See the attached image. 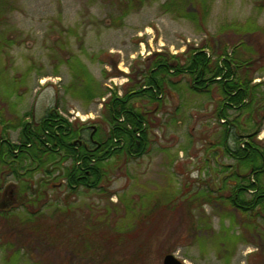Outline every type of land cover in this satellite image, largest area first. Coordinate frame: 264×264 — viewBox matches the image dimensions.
<instances>
[{
	"label": "rangeland",
	"instance_id": "rangeland-1",
	"mask_svg": "<svg viewBox=\"0 0 264 264\" xmlns=\"http://www.w3.org/2000/svg\"><path fill=\"white\" fill-rule=\"evenodd\" d=\"M4 2L0 32L10 41L0 57L8 81L4 85L0 78V107L6 118L36 122L57 107L70 122L93 125L103 136L110 128L104 100L116 88L122 94L124 85L141 86L154 53L177 55L189 44L211 42L232 52L246 40L239 28L255 25L251 45L258 52L248 57L242 49V55L252 59L253 84H261L251 103L227 107L222 119L218 85L198 92L189 75H167L158 98L132 99L150 124L145 153L108 160L99 187L73 192L59 163L49 176L33 169L29 159L19 166V176L2 173L0 264H53L63 257L68 264H163L168 253L188 264H264V210L242 214L227 201L234 180L247 183L243 170L238 179L230 175L237 161L227 145L235 148L236 133L260 127L257 139L264 149V0ZM77 60L91 77L93 99L74 85L71 65ZM8 132L19 140L20 129ZM27 186L45 190L43 197L32 195L31 187L21 193ZM17 190L25 203L19 204ZM23 206H48L47 239L55 246L26 238L18 225L26 216ZM152 208L154 215L148 213Z\"/></svg>",
	"mask_w": 264,
	"mask_h": 264
},
{
	"label": "trees",
	"instance_id": "trees-1",
	"mask_svg": "<svg viewBox=\"0 0 264 264\" xmlns=\"http://www.w3.org/2000/svg\"><path fill=\"white\" fill-rule=\"evenodd\" d=\"M191 1L195 2V0ZM7 5L8 3L5 2L0 3V10ZM4 21L5 18L0 11V27ZM239 29L245 34L246 40L234 46L232 52L228 51L226 45L218 46L211 42L198 46L189 44L182 54L157 52L150 56L147 68L143 72L145 83L142 81L141 86L124 85L122 94L116 88L105 99L106 120L110 128L103 133V136L93 125L87 126L85 122L79 120L70 122L57 107L50 108L36 122H24L16 117L6 118L3 108L0 107V189L3 186L2 173L9 170V173L19 176L21 173L18 168L27 159L35 165L33 169L42 170L48 176L52 173L51 166L59 163L62 169L60 176L67 180V185L73 192L81 186L91 189L99 187L105 177L104 164L108 160L121 153L134 156L145 153L150 124L146 114L133 105L132 99L142 95L158 98V95L164 91L167 75L171 73L172 75H189L191 89L194 91L209 93L213 85H218L223 97L222 108H220L222 119L226 118L227 107L243 108L246 103H251L254 89L261 83L253 84L255 77L251 70L252 59L243 56L242 49L248 52V57L258 52L251 45L257 27L255 25ZM9 38L10 36L7 38L0 32V57L3 47L8 40L10 41ZM71 66L74 70V85L81 94L93 99L94 88L91 86V77L86 67L78 60ZM0 78L5 79L4 85L8 84L7 75L3 69H0ZM249 118L254 121V115L251 114ZM9 129H20L17 142L9 137ZM89 129L91 131L86 138ZM260 129L257 127L246 135L236 133V147L231 148L227 145V151L237 161L230 175L238 179L242 170L246 172L244 178L245 180L247 178V183L234 180L236 182L232 184V192L227 197L231 207L242 214L254 211L258 207L264 210V183L260 184L261 176L263 177L264 174V149L257 139ZM251 176H256V180H251ZM27 187L20 189V192H29L33 188L32 195L36 193L37 199L43 197L45 193V190L35 189L34 186ZM20 192L17 190L16 195L18 194L17 197L20 198L19 204H22L25 202ZM246 193H255V195L252 199H247ZM23 207L26 210V216L18 225L25 232L26 238L34 235L38 238V244L45 245L49 241L55 246L53 240L47 239L52 232V227L44 220V211L48 206H39L37 209ZM59 210L62 211L61 208ZM5 211L11 212L10 209ZM155 212V208L148 211L152 215ZM10 216L7 217V221ZM28 243L30 246L34 245V242ZM56 264H68L67 258H61Z\"/></svg>",
	"mask_w": 264,
	"mask_h": 264
},
{
	"label": "water",
	"instance_id": "water-1",
	"mask_svg": "<svg viewBox=\"0 0 264 264\" xmlns=\"http://www.w3.org/2000/svg\"><path fill=\"white\" fill-rule=\"evenodd\" d=\"M163 264H188L179 259L174 253H168L163 258Z\"/></svg>",
	"mask_w": 264,
	"mask_h": 264
},
{
	"label": "built area",
	"instance_id": "built-area-1",
	"mask_svg": "<svg viewBox=\"0 0 264 264\" xmlns=\"http://www.w3.org/2000/svg\"><path fill=\"white\" fill-rule=\"evenodd\" d=\"M77 115H79L80 116V112L78 111L77 112ZM91 114H86L85 116H81L83 119H86L87 117H89Z\"/></svg>",
	"mask_w": 264,
	"mask_h": 264
}]
</instances>
